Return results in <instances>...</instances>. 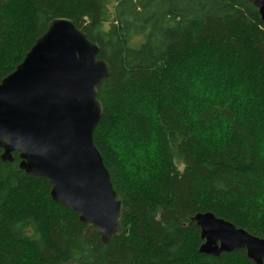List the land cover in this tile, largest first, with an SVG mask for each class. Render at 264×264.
Wrapping results in <instances>:
<instances>
[{"label":"trees","instance_id":"obj_1","mask_svg":"<svg viewBox=\"0 0 264 264\" xmlns=\"http://www.w3.org/2000/svg\"><path fill=\"white\" fill-rule=\"evenodd\" d=\"M57 18L111 75L94 133L123 233L103 244L0 149V264H254L200 253L212 213L264 239V22L248 0H0V82Z\"/></svg>","mask_w":264,"mask_h":264},{"label":"water","instance_id":"obj_2","mask_svg":"<svg viewBox=\"0 0 264 264\" xmlns=\"http://www.w3.org/2000/svg\"><path fill=\"white\" fill-rule=\"evenodd\" d=\"M264 22V0H248ZM91 42L73 20L57 18L23 62L0 82V149L27 175L47 180L51 198L91 225L103 244L120 236L121 202L94 143L104 108L98 88L111 75ZM201 232L200 253L220 257L245 251L264 264V239L212 213L192 218Z\"/></svg>","mask_w":264,"mask_h":264},{"label":"bare ground","instance_id":"obj_3","mask_svg":"<svg viewBox=\"0 0 264 264\" xmlns=\"http://www.w3.org/2000/svg\"><path fill=\"white\" fill-rule=\"evenodd\" d=\"M262 19V18H261Z\"/></svg>","mask_w":264,"mask_h":264}]
</instances>
